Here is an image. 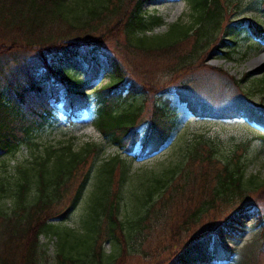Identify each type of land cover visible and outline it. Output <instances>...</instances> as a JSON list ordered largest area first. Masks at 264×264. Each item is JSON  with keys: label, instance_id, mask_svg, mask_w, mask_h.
Returning a JSON list of instances; mask_svg holds the SVG:
<instances>
[{"label": "trees", "instance_id": "obj_1", "mask_svg": "<svg viewBox=\"0 0 264 264\" xmlns=\"http://www.w3.org/2000/svg\"><path fill=\"white\" fill-rule=\"evenodd\" d=\"M149 1L0 0V56L22 50L33 54L7 72L0 68V158L23 153L22 147L29 152L9 171L0 172V264H41L39 238L51 234L58 239V264H130L131 255L146 254L144 242L152 237L149 224L164 210L174 211L176 219L182 217L184 228L171 234V241L178 239L171 247H179L171 264L232 263L234 248L221 236L230 224L240 226L239 219L255 208L264 241V179L247 177L238 156L227 162L216 160L215 147L208 141L198 139L184 162L136 175L139 179L130 192L136 202L130 205L132 217L123 220L122 187L130 178V168L121 154L101 158L100 145L78 146L74 136L55 143L36 140L37 131L46 126L52 101L65 99L73 116L87 109L88 105L81 106L86 97L80 88L102 78L101 58L111 74L99 91L97 128L127 156L135 153L144 124L148 131L143 154L158 153L172 137L177 116L169 99L152 103L147 119H142V107L116 111L124 95L163 98L180 79L201 69L226 73L211 68L205 59L221 44L226 43V50L233 44L220 31L229 26H225L232 15L229 0H188L189 21L180 20L165 33L153 35L147 32L162 21L149 23L144 17L143 6ZM99 28L105 29L98 34ZM249 29L264 45V29L252 21ZM222 54L231 57L229 51ZM77 61L84 65L82 77L75 76ZM57 64L68 69L61 71ZM163 76L169 80L160 82ZM176 88L196 117H243L264 127V107L247 94L216 111ZM91 182L94 189L87 194ZM252 194L259 195L249 200ZM237 201L242 202L217 216ZM83 203V231L53 222L66 221ZM102 239L113 245L112 254L105 253Z\"/></svg>", "mask_w": 264, "mask_h": 264}, {"label": "rangeland", "instance_id": "obj_2", "mask_svg": "<svg viewBox=\"0 0 264 264\" xmlns=\"http://www.w3.org/2000/svg\"><path fill=\"white\" fill-rule=\"evenodd\" d=\"M229 2L231 3L229 14L232 13L231 23L229 24L230 21H226L225 26H229L225 30L222 28L220 31L225 33L224 39L233 44L229 50L225 48L226 43L221 44L216 52L207 54L205 59L207 65L211 68H219L226 73L204 68L180 79L178 84L171 89V92L163 98L143 94L138 95L136 98H128L124 95L115 108L116 111L120 112L135 111L142 107V119H147L152 109V103L169 99L172 109L176 113L177 121L172 137L158 153L151 156H144L143 154L142 142L148 131L147 124L142 125L139 129L140 140L132 156L123 154L99 133L96 124L102 105V95L99 91L110 81L111 74L107 63L102 58L101 62L105 67L102 78L92 84H84L80 88L86 97L81 100V106L88 105L82 114L77 113L78 117L72 118L73 122H70L67 102L63 98L57 103L52 101V104L47 108L48 120L46 126L38 130L36 134L38 143H55L61 139L74 136L77 138L78 146H82L87 142L100 145L101 158L121 154L122 159L127 162L128 168H130V178L122 187L120 215L123 220L132 217L129 214L130 205L132 206L136 202L131 198L133 196L130 192H133V184L139 179L136 175H148L150 172L161 171L184 162L198 139L208 141L215 147L216 160L227 162L238 156L240 163L244 165L247 177L256 175L259 180L264 179V127L243 117L233 119L196 117L189 109V104L182 101L178 95V88H176L179 87L181 91L188 95H195L211 110H223L238 98H243L244 94H247V98L254 103L261 104L264 107V83L261 82L262 79L264 80V70H260L264 64V45L253 37L249 29L251 21L264 29V0H229ZM189 14L190 5L188 0H152L143 6V15L149 23L158 18L162 21L147 32L148 35L165 33L170 25L180 20L188 22ZM236 22H244V24L238 27L234 25ZM104 29L99 28L97 33H102ZM227 51L230 53V59L222 54V52ZM32 57V52L23 50L12 54H4V56H0V68L7 72L15 63L22 65L24 62L31 60ZM57 68L61 71L68 69V67L58 64ZM83 68L84 65L81 61L75 63L76 77L83 76ZM42 73L43 70L37 75L39 76ZM245 74L249 76L241 82ZM168 80L169 77L163 76L160 82L163 83ZM21 150L23 153L18 151L15 154L0 158V172L9 171L16 165L17 161L23 160L29 154L27 148L22 147ZM93 189L94 183L91 182L87 194L92 192ZM187 189L193 190L191 187ZM257 195L259 194L248 195L247 198L251 200ZM241 202L237 201L234 206L224 208L221 210L222 213L217 214V216L228 214ZM84 203L66 221L53 220V222L55 224L60 223L63 228L83 231V209L86 205ZM160 210L161 208L157 207V211ZM173 212L169 210L161 211L159 212L161 216L152 220L153 223L149 224L152 229V237L150 241H145L143 245L146 254L140 257L131 255L129 257L130 264H171L172 257L179 249V247H171L174 245L175 240L178 241L176 237L171 241V234L175 235L176 229L180 231L184 229L181 225L182 217L180 220L176 219ZM212 216L209 217V220L212 219ZM258 220L259 212L255 208L239 219L238 224L240 226L230 224L229 229L225 230L221 238L234 248L236 256L232 263L214 262L212 264H264L262 226H258ZM39 243L41 245V264H58L57 237L52 234L43 235L39 238ZM101 243L105 253L107 255L112 254L113 245L105 243V239H102ZM147 255L149 257H146Z\"/></svg>", "mask_w": 264, "mask_h": 264}]
</instances>
